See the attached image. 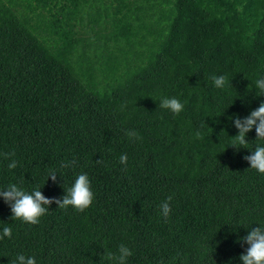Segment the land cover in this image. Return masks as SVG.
Here are the masks:
<instances>
[{
	"label": "trees",
	"instance_id": "16d2710c",
	"mask_svg": "<svg viewBox=\"0 0 264 264\" xmlns=\"http://www.w3.org/2000/svg\"><path fill=\"white\" fill-rule=\"evenodd\" d=\"M261 78L264 0H0V191L60 199L83 173L93 193L35 225L0 197V264H111L121 244L127 264H242L264 228V175L244 157L264 140L232 147L233 119L264 102ZM173 97L179 115L159 107Z\"/></svg>",
	"mask_w": 264,
	"mask_h": 264
},
{
	"label": "clouds",
	"instance_id": "9594fccd",
	"mask_svg": "<svg viewBox=\"0 0 264 264\" xmlns=\"http://www.w3.org/2000/svg\"><path fill=\"white\" fill-rule=\"evenodd\" d=\"M211 79L216 88H223L226 84V77L223 75H214ZM256 88L259 90L257 95L264 96V78L256 81ZM159 107L170 111L174 115H179L184 109V105L180 100L174 97L163 98ZM233 123L238 130V134L233 137L234 144L232 147L236 148L235 144L241 146L247 144L246 134L251 132L253 128H255L256 131V140H264V102L247 117L243 119H240L238 116L235 117ZM125 135L128 136L130 140L139 138L135 130L126 131ZM196 136L199 138L200 133L197 132ZM12 155H14V153L5 154V158ZM244 159L250 164V169L264 175V146H257L252 154L245 156ZM97 163H100V161H97ZM120 163L127 165L126 155H121ZM65 166L70 167L71 165L68 164ZM8 167L10 170L15 169L17 167L16 161L12 160ZM56 177L57 174L54 171H50L47 180L51 178V180L55 182ZM0 197L9 205L12 212V219L31 225L39 223L40 217L48 212V207L52 203L57 204L60 209L67 210L71 207L74 211L82 213L91 206L93 201V193L90 188L89 178L83 173L76 178L74 184L67 190L66 195L60 199L45 198L40 189L34 190L29 194L15 184H10L6 190L0 191ZM171 200L172 197L169 196L167 200L160 205L161 214L164 217H167L171 211ZM11 233V228H3V232L0 234V240L5 237L10 239ZM242 243L248 245L245 254L239 257L242 264H264V228H253L247 236L242 238ZM132 255V251L127 246L121 244L118 253H108L105 258L110 261L111 264H127L128 258ZM16 264H36V260L35 257H25L21 254L17 256Z\"/></svg>",
	"mask_w": 264,
	"mask_h": 264
}]
</instances>
